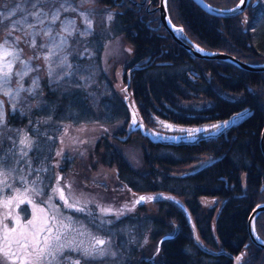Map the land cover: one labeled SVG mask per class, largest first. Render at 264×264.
<instances>
[{"label": "trees", "instance_id": "1", "mask_svg": "<svg viewBox=\"0 0 264 264\" xmlns=\"http://www.w3.org/2000/svg\"><path fill=\"white\" fill-rule=\"evenodd\" d=\"M103 1L119 7L113 15L114 30L131 42L133 53L128 66L137 67L130 72L128 91L137 104V118L140 117L148 132L145 134L141 127L134 129L145 135H140L143 153L139 165L130 163L123 151H111L106 163L115 166L117 176L131 188L163 191L188 203L194 212L200 207L196 202L197 196L220 195L222 204L213 232L220 246L231 254L204 252L193 240L187 217L181 211L173 212L172 203L168 201L165 208L168 207L169 218L178 223L179 229L176 235L161 242L166 261L152 263L146 260L142 264H232L233 257L238 255L243 245L247 246L249 256L245 264H264V250L255 247L247 237L249 213L254 205L264 201V156L259 144L264 124V70H247L221 57L205 59L193 56L161 26L158 16H154L158 0ZM148 1L150 6L147 5ZM205 1L219 8H228L237 2ZM167 9H170L169 14L175 24H181L186 35L204 49L222 51L247 63L264 60V48L255 44L254 36V28L264 16V0H254L249 4L245 21L243 14L222 16L205 12L193 0H168ZM51 87L52 83L46 82L41 92L43 96L45 91L43 100L35 102L34 106L28 108L19 104L15 110L12 108L9 113L11 121L6 117V127L9 130L18 129L16 131L21 136L33 138L32 128L38 126L41 130L45 126L41 121L48 116L43 105L46 97L54 102L55 98L66 102L67 116L71 120H93L103 113L102 107L93 111L89 106L91 96L87 95L88 92L84 91L76 101L70 98L66 101L62 91L71 92L70 89L58 87L51 90ZM30 96L37 100L35 92ZM109 99L113 107L117 106L115 114L111 112L113 119L120 118L124 126L112 136L126 146L131 130L126 132L125 127L133 115L123 95L113 92ZM148 114L151 117L150 125L144 120ZM225 121L228 122L227 126ZM175 123L181 124L177 130L180 135H186L184 139L187 141L174 144L154 139L159 133L158 129H167ZM213 123L221 127L198 141L189 142L194 138L189 135ZM169 135L178 139L175 132ZM28 149L34 159L38 158L42 165L46 163L45 158L48 157L43 151ZM204 152L210 158L203 165L195 167L200 170L178 174L179 169L174 167L181 166L183 162L189 163ZM173 168L175 172H168ZM243 172L246 173L244 184L239 183L238 178ZM196 216L195 225L202 241L206 245H214L209 232V218L213 216L210 212L206 217ZM256 224L257 232L264 237V213L259 215ZM168 229H171L169 224L163 225V230H155L153 236Z\"/></svg>", "mask_w": 264, "mask_h": 264}, {"label": "rangeland", "instance_id": "2", "mask_svg": "<svg viewBox=\"0 0 264 264\" xmlns=\"http://www.w3.org/2000/svg\"><path fill=\"white\" fill-rule=\"evenodd\" d=\"M33 2L35 0H0V13L9 15L15 12L11 21H4L8 27L0 26V37L10 39L5 34L10 31L12 25H15L18 30L13 32L12 39L16 36L22 38L16 47L23 48L22 58L27 60L33 55L42 56L45 54L43 49H33L28 45V41L35 37L37 31L51 26L55 33L60 29L61 21L64 25H70V22H74L70 26L75 27L78 31L68 38V43L71 45L68 61L71 68L67 69V71L74 73V76H65L59 85L76 88L78 96L79 94L82 95L84 91L88 92L87 95H92L89 106L92 107L93 111L102 107L103 113L98 114L93 120H77L76 122L71 120L61 122L57 119L52 120L47 116L41 123H48L47 128L52 131L48 132L44 140L40 138L38 133L39 127L32 128L35 138H31L29 135L27 137L30 138L32 142L30 148L34 151L44 150V148L50 150L52 145H56L55 150L57 152L53 161L50 160L52 166L47 168L40 163L38 158L34 159L28 148L20 145L19 141L24 136L17 133L16 130L18 129L9 130L5 126L0 127V158L5 162L0 164V245H2L6 234L5 222H13L14 224L15 219H26L27 221L35 220L39 224L44 215L55 211L64 220V223L69 225L67 229H62L67 241H82L87 245L95 236L110 242L108 244L109 251L115 255L89 261L88 264H140L146 256L150 255L149 259L152 260L153 253L156 252L158 246V238L152 237V233L156 229L154 230L146 223L136 232V230L131 229L129 222L131 221L130 217L136 214L135 210L139 207L138 204H145L146 212L156 214L158 209L156 202L145 201L143 203L137 197L146 194V198H155L158 193H140L126 188L124 184L119 187V184L122 183L117 177L115 166H109L106 163L111 151L114 153L121 151L119 149L122 143L115 141L113 136L120 127H124L120 118L112 120V116H110L113 108L110 103V96L113 95V92L121 94L123 97H128V101L135 111L137 106L133 96L130 93L126 94L129 80L127 64L132 59L131 54L133 53L130 42L127 41L126 36L114 30L113 19H107L109 13L114 15L118 5L112 6L103 0H42L46 5V11L53 4H64L68 11H62L61 21L55 25H49L47 21L45 24L39 25L33 17L28 15L33 10L31 7ZM154 16H158L157 20L161 21L158 11H155ZM86 19L91 21V29L87 28ZM18 21L19 23H17ZM29 24H36L37 26L28 27ZM161 26L163 27L162 24ZM80 33L86 34L81 36ZM254 36L255 44L264 48V16L254 28ZM35 38L38 44L45 42L46 39ZM74 40L76 43H73ZM0 59H2V54H0ZM55 59L53 57V61ZM30 65L37 68V71L29 72L23 76L22 80L19 76L12 77L9 89L13 93L12 96L4 95L0 91V105H2V110L6 113L8 120L13 104L16 106H20L19 104L26 105L30 108L34 106L35 102L43 100L41 92L43 87H46V82L57 85L52 82L53 77L49 75V65L44 63L42 59L31 60ZM52 66L56 73L62 71L55 68L54 63ZM24 70L19 61L12 65L13 72L22 73ZM34 79L38 83V87L34 88L32 92H35L36 101L30 97V93L27 91H21L19 96H16L17 81L23 85L24 89H29L33 87ZM72 79L82 87L66 85V82ZM62 92L64 97V91ZM135 114L139 116L137 111ZM150 119L149 114L144 119L148 125L151 124ZM140 124V117L135 123L134 118H131L125 127L126 132L131 130L130 140L125 144L128 148H123L130 162H140L141 152L143 153L140 135H145L139 133L140 130H134V128L140 127ZM152 124L154 125V122ZM179 125L181 124H176V126ZM2 129L4 130L2 131ZM161 131H165L166 135L170 132L166 129H158L159 133ZM107 139L111 143L108 147L105 146L109 143ZM136 144L141 147V151ZM21 149L27 152L26 156L21 154ZM195 164L196 162L191 166ZM58 188L62 189L65 200L73 207L59 206L57 201L65 202V200L60 198L61 193L56 191ZM31 189L38 190L40 194H33L29 191ZM21 198L23 199L22 203L29 205L15 206L14 203L20 201ZM202 199L199 197V201ZM220 203L221 198L219 196L212 199L207 196L201 205L205 206V209L206 206L217 209ZM26 208H28L27 213ZM41 208L45 210L44 213L40 212ZM64 215H68V217L66 218ZM124 216H127L126 224L119 219ZM9 226L12 224L10 223ZM125 235H128L131 240L129 241L128 236ZM123 245L125 251L120 250ZM71 255L66 248L63 256L69 260ZM154 260L162 263L166 261L164 254L163 256L157 255ZM82 264H85V261Z\"/></svg>", "mask_w": 264, "mask_h": 264}, {"label": "snow or ice", "instance_id": "3", "mask_svg": "<svg viewBox=\"0 0 264 264\" xmlns=\"http://www.w3.org/2000/svg\"><path fill=\"white\" fill-rule=\"evenodd\" d=\"M244 2L245 0H240V4L237 5L236 10H238L240 5L244 4ZM31 7L33 10L29 12L28 15L33 17L39 25L45 24L46 21L49 25H55L58 21H61L62 11H68V9L64 7V4H53L48 7L46 11V5L42 0H35V2L31 4ZM13 16H15V12L9 15L0 13V26L8 27L4 21H11ZM107 19H113L111 13H109ZM17 23H19V21ZM85 23L87 28L91 29V21L86 19ZM169 23H171V21H169ZM72 24H74V22H70V25ZM70 25H64L61 21V27L55 33L51 26L37 31L35 37H41L42 39L46 38L45 42L38 44L36 38L33 37L28 41V45L33 49H43L45 54L42 56L33 55L27 60L22 58L23 48L16 47V45L21 42L22 38L16 36L12 39L13 32L18 30L15 25H12L10 31L5 34L11 39V42L10 39L0 37V54H2V59H0V91H2L4 95L12 96L13 93L9 90L12 77L19 76L22 80L23 76L27 75L29 72L37 71V68L30 65L31 60L42 59L44 63L48 64L49 75L53 77L52 82L56 83L58 86L65 76L73 77L74 73L67 71V69L71 68V64L68 61V55L71 54L69 51L71 45L68 43V38L72 37L78 30ZM36 26V24L28 25V27ZM177 30L181 32L183 31V29ZM85 34L86 33H80L81 36ZM26 35H28V33H26ZM73 43H76V41L74 40ZM199 51L203 52V49H199ZM53 57L56 58L55 61H53ZM17 61L23 65L25 69L24 72L12 71V65ZM53 63L55 64V68H59L62 71L56 73L52 66ZM32 83V88L24 89L23 85L17 81L16 96H19L21 91H27L31 94L33 89L38 87V83L35 79ZM66 85L82 87V85L76 83L74 79L67 81ZM15 108L16 105L13 104V110H15ZM5 124L6 113L2 110V105H0V127L5 126ZM227 124L228 122L225 121V126H227ZM213 127L220 128L221 125H213ZM19 143L20 145H23L24 148H30L32 142L29 137L25 136L20 139ZM21 154L26 156L27 152L21 149ZM57 155H60V153H57ZM3 163L5 162L0 158V164ZM29 191L35 195L40 194L36 189H31ZM56 191L60 192V198L65 200L62 189L58 188ZM147 199H151V197ZM140 200H145V197H140ZM20 202H23L22 198L20 199ZM29 202L31 203V200H29ZM6 203L8 202L6 201ZM65 206L69 208L73 207V205L68 203L67 200H65ZM44 211L43 208L40 209L41 213H44ZM103 211L107 212L108 210ZM68 227L69 225L64 223V220L59 217L57 212L53 211L44 215L39 224H37L35 220H29L26 225L12 228L6 232L3 243L0 245V264H81V259L85 261V264H88L89 261L98 260L109 255H115V253L109 251L108 244L110 242L99 239L95 236L91 238L87 245L82 241H67L62 229H67ZM5 228L7 229V225H5ZM66 248L69 251L79 253V258L69 261L67 257L63 256ZM236 259L239 264L241 257H237Z\"/></svg>", "mask_w": 264, "mask_h": 264}, {"label": "water", "instance_id": "4", "mask_svg": "<svg viewBox=\"0 0 264 264\" xmlns=\"http://www.w3.org/2000/svg\"><path fill=\"white\" fill-rule=\"evenodd\" d=\"M195 3L197 2L204 11H208L211 12L213 15H222V16H228L230 14L233 15H239L240 12L244 11L245 8L247 6H249V2L250 0H245L244 4L240 5V8L238 10L237 9V5L240 4V0H238V2L235 4V6L233 7H228V9H223V8H219L218 6H212V4L205 2L204 0H193ZM157 9H159V17L161 19V24L165 27V29L169 30V32L171 33V36L177 40L178 42H180L187 50L189 49V51L191 53H193L194 56L197 57H204L205 59H210V57H214V58H225V60L229 61V62H234L236 63L237 66L239 67H245L247 68V70H256L257 72L264 70V62L262 63H247L245 60H238V58H235V56H232L231 54H225L224 52L220 51V52H214V51H207L206 49H203V47H201L199 44H196L195 42L192 41V39H190L189 37L187 38V36L184 33V29L180 26V25H174L172 23V19H170L169 14L167 12V0H159L157 6ZM235 10V11H233ZM169 21H171V23H169ZM177 29H183L182 31V37L179 35V31ZM199 49H203V52L199 51ZM127 100V99H126ZM263 131L261 132V138H260V150H262V154L264 156V125H263ZM209 131L204 130L203 133H200L198 136V138H201L203 136L208 135ZM197 134V133H195ZM177 144L181 143V142H176ZM259 206V207H258ZM264 211V202H259L258 205H256L252 211H251V215H249V219H248V224L249 226L247 227L248 230V235L249 238L254 242L255 245H258V247H263L264 248V240L259 237V234L256 233L255 229H254V218L256 215L259 214L260 211ZM189 217V222L191 224L192 230H193V235L196 238L195 241L197 243H199L207 252L211 251L213 253H215V251H213V249H211L210 247H205L202 245L201 241H200V237H198L196 230L193 226V223L191 222V217L190 215H188ZM177 228V227H176ZM178 229V228H177ZM176 229V230H177ZM175 230V233H176ZM170 235L167 234L166 237H169ZM165 236L163 238H166ZM162 238V239H163Z\"/></svg>", "mask_w": 264, "mask_h": 264}, {"label": "flooded vegetation", "instance_id": "5", "mask_svg": "<svg viewBox=\"0 0 264 264\" xmlns=\"http://www.w3.org/2000/svg\"><path fill=\"white\" fill-rule=\"evenodd\" d=\"M144 2V1H143ZM148 5V4H147ZM129 119H131V118H129ZM135 121H136V119H134ZM128 122H129V120H128ZM157 135H159V134H157ZM161 135H163V134H161ZM161 135H159V136H161ZM199 155V157H196V158H194V160H192L191 162H187V163H185V162H183V163H181L182 165L181 166H178V167H181V168H184V166H186V164H189V165H191V164H193L194 162H196V164L194 165V166H190V168L191 169H188V168H184V169H179L180 171H182L183 173L184 172H188V173H193L194 171H196V170H198L199 168H195V166L196 165H201V163H202V161L204 160V158L205 157H207L209 154L208 153H206V152H204V153H202V154H198ZM177 165H179V164H177ZM200 170V169H199ZM241 174L242 173H240L239 174V176H238V178H239V183H242V184H244L243 182H245L244 181V178L242 179V177H241ZM123 185V183L122 184H120V186H122ZM124 186H126L125 184H124ZM126 188H128L127 186H126ZM126 188H124L125 190H127ZM128 189H130V188H128ZM242 189V188H241ZM124 190V191H125ZM216 196H219V198H221L220 197V195H216ZM216 196H214V197H216ZM140 197H145V200H143V203L145 202V201H147V198H146V194L145 195H138V199H140ZM152 198V197H151ZM153 199L154 198H152L151 199V201H153ZM164 199H166L167 200V202L169 201H174L173 199H170L169 200V198H165L163 195H161L160 194V196L158 197V198H156L155 199V202L157 203V205H158V207H161V205L163 204V202H164ZM196 202L198 203V205H199V203H200V201H199V198L198 197H196ZM139 205V207H137L136 209L137 210H135V213L136 214H134V215H132L131 217H138V218H142V217H144V215H147V212H146V207H145V204L144 205H141V204H138ZM201 205V204H200ZM199 205V206H200ZM188 206H190V205H188ZM202 206V205H201ZM199 207V209L196 211V212H194V211H192L191 210V208H189V210H190V212H191V214H192V216H194L195 217V219L197 218V216L196 215H200V216H202V217H206V215H207V213L208 212H210L211 213V216H213L214 217V214L217 212V209L216 208H211L210 206H206V209L204 208V206H202V207ZM216 206V205H215ZM173 207V209L172 210H174V212H178V211H180V207H179V205L176 203V202H174V205L172 206ZM126 210H128V209H126ZM182 212V211H181ZM183 213V212H182ZM184 214V213H183ZM127 215V214H126ZM65 216V215H64ZM66 218L68 217L67 215L65 216ZM127 218V216L125 217H123V218H119V219H121V220H125ZM156 218H158L159 220H161L162 218H160L159 217V214H158V212H156ZM14 222H15V225H16V227L15 228H18V227H20V226H23V225H26L27 224V220L26 219H22V220H14ZM209 232H210V235L211 236H213V240H214V245L213 244H211V247H213V250L214 251H219V249H221L222 247L221 246H218V244H217V240H216V238H217V236H216V234L212 231V229H209ZM245 252H246V250H245V245H243V247H241V249H240V252H239V256H243L244 254H245ZM70 254H72L71 256H70V259H69V261H73V260H75V259H78L79 258V253H77V252H74V251H70ZM213 254V253H212ZM213 255H219V254H213ZM83 259H81V264L83 263ZM241 264H245V262L243 261Z\"/></svg>", "mask_w": 264, "mask_h": 264}, {"label": "bare ground", "instance_id": "6", "mask_svg": "<svg viewBox=\"0 0 264 264\" xmlns=\"http://www.w3.org/2000/svg\"><path fill=\"white\" fill-rule=\"evenodd\" d=\"M167 8H168V5H167ZM167 12H168V10H167ZM242 257V256H241ZM240 263H241V259H240V261H239Z\"/></svg>", "mask_w": 264, "mask_h": 264}]
</instances>
